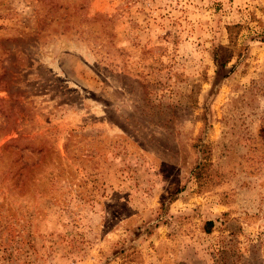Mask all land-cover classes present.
Listing matches in <instances>:
<instances>
[{"label":"rangeland","instance_id":"rangeland-1","mask_svg":"<svg viewBox=\"0 0 264 264\" xmlns=\"http://www.w3.org/2000/svg\"><path fill=\"white\" fill-rule=\"evenodd\" d=\"M0 264H264V0H0Z\"/></svg>","mask_w":264,"mask_h":264},{"label":"trees","instance_id":"trees-1","mask_svg":"<svg viewBox=\"0 0 264 264\" xmlns=\"http://www.w3.org/2000/svg\"><path fill=\"white\" fill-rule=\"evenodd\" d=\"M179 191H180V190H178V189L176 190V192H179Z\"/></svg>","mask_w":264,"mask_h":264}]
</instances>
